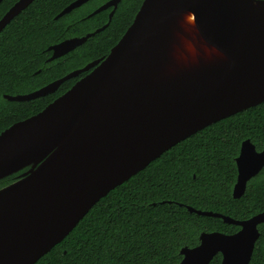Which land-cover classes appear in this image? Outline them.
<instances>
[{
  "label": "water",
  "instance_id": "1",
  "mask_svg": "<svg viewBox=\"0 0 264 264\" xmlns=\"http://www.w3.org/2000/svg\"><path fill=\"white\" fill-rule=\"evenodd\" d=\"M32 1L13 4L0 19V32ZM88 1H73L55 19ZM119 1L108 0L90 16L112 7L110 21ZM184 10L193 13L209 47L220 50L227 59L167 78L160 65L166 58L173 18ZM107 24L48 47V61L73 51ZM81 73L86 74L41 111L0 133V179L28 168L16 181L0 188V264H35L102 197L165 151L221 119L264 103V0H143L132 23L105 57L33 92L3 97L32 100L55 92L64 81ZM243 151L249 160L241 169L237 160ZM235 163L232 196L239 199L247 182L264 168V149L257 151L246 139ZM187 209L239 226L243 235L238 231L203 232L197 246L180 250L178 264H184L197 249L194 264H209L218 253L220 264L250 262L264 211L235 220ZM234 236L240 238L229 245L209 240H232Z\"/></svg>",
  "mask_w": 264,
  "mask_h": 264
},
{
  "label": "trees",
  "instance_id": "2",
  "mask_svg": "<svg viewBox=\"0 0 264 264\" xmlns=\"http://www.w3.org/2000/svg\"><path fill=\"white\" fill-rule=\"evenodd\" d=\"M18 0L0 2V19ZM75 0H34L0 32V133L34 115L79 78L28 101L3 95L33 92L87 63L105 57L132 23L143 0H120L90 16L108 0H89L55 19ZM108 23V24H107ZM107 26L66 55L48 61V47ZM264 149V103L221 119L180 141L143 170L102 197L72 231L35 264H178L183 247L193 248L203 232L233 234L239 226L188 211L191 207L235 220L264 211V168L235 199V159L242 141ZM28 168L0 179V188ZM248 264H264V224ZM216 254L209 264H220Z\"/></svg>",
  "mask_w": 264,
  "mask_h": 264
},
{
  "label": "bare ground",
  "instance_id": "3",
  "mask_svg": "<svg viewBox=\"0 0 264 264\" xmlns=\"http://www.w3.org/2000/svg\"><path fill=\"white\" fill-rule=\"evenodd\" d=\"M184 11L180 15L177 12L173 18L166 58L161 61L160 71L167 78L214 66L227 59L220 50L209 47L195 25L193 13L189 10ZM177 27L182 29L185 35L180 29L178 31Z\"/></svg>",
  "mask_w": 264,
  "mask_h": 264
},
{
  "label": "snow or ice",
  "instance_id": "4",
  "mask_svg": "<svg viewBox=\"0 0 264 264\" xmlns=\"http://www.w3.org/2000/svg\"><path fill=\"white\" fill-rule=\"evenodd\" d=\"M248 160H249L248 153H245V151H243L240 154L239 159L237 160V163L240 165L241 169H243L245 165L248 163ZM237 231L240 232L241 235H243V229H238ZM239 238H240L239 236H234L232 240H226L223 237H216V238L210 237L209 240L219 241V242L224 243L225 245H229L234 240H238ZM199 252H200V249H197L196 251L192 252L191 255H188L187 259L184 261V264H194V261L198 257Z\"/></svg>",
  "mask_w": 264,
  "mask_h": 264
},
{
  "label": "flooded vegetation",
  "instance_id": "5",
  "mask_svg": "<svg viewBox=\"0 0 264 264\" xmlns=\"http://www.w3.org/2000/svg\"><path fill=\"white\" fill-rule=\"evenodd\" d=\"M54 93V92H53ZM52 94V93H51ZM18 95H21V94H18ZM4 96V95H3ZM10 96H12V95H10ZM14 96H16V95H14ZM4 98V97H3ZM6 100V99H5ZM237 169V168H236ZM237 177V176H236ZM236 182V181H235ZM235 184V183H234Z\"/></svg>",
  "mask_w": 264,
  "mask_h": 264
},
{
  "label": "rangeland",
  "instance_id": "6",
  "mask_svg": "<svg viewBox=\"0 0 264 264\" xmlns=\"http://www.w3.org/2000/svg\"><path fill=\"white\" fill-rule=\"evenodd\" d=\"M64 41V40H63ZM62 42V41H61ZM60 43V42H59ZM58 44V43H57ZM55 45V44H54Z\"/></svg>",
  "mask_w": 264,
  "mask_h": 264
}]
</instances>
